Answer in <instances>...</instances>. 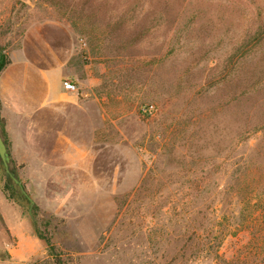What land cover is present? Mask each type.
Returning <instances> with one entry per match:
<instances>
[{"label": "rangeland", "instance_id": "374dc122", "mask_svg": "<svg viewBox=\"0 0 264 264\" xmlns=\"http://www.w3.org/2000/svg\"><path fill=\"white\" fill-rule=\"evenodd\" d=\"M0 48L101 105L85 173L0 162V264H264V0H0Z\"/></svg>", "mask_w": 264, "mask_h": 264}, {"label": "crops", "instance_id": "0c3cea01", "mask_svg": "<svg viewBox=\"0 0 264 264\" xmlns=\"http://www.w3.org/2000/svg\"><path fill=\"white\" fill-rule=\"evenodd\" d=\"M68 59L10 57L0 72V134L9 163L36 165L32 172L40 179L52 172L85 173L91 160V106H101L91 89L97 80L83 85ZM64 80L81 90L65 91Z\"/></svg>", "mask_w": 264, "mask_h": 264}, {"label": "trees", "instance_id": "16d2710c", "mask_svg": "<svg viewBox=\"0 0 264 264\" xmlns=\"http://www.w3.org/2000/svg\"><path fill=\"white\" fill-rule=\"evenodd\" d=\"M8 63L9 60L7 59V56L2 52V49L0 48V72L4 69V67ZM14 173H15L14 170L10 169V175L12 174L14 175ZM1 191L4 194L5 198L9 201H13L17 203H21L22 201L27 202V199L25 195L22 193L21 188L18 185L14 184L12 181H10V179H7L6 173H4V183L1 186ZM35 209L36 208L33 207L31 211L28 213L31 219H33V217L35 216V212H34ZM34 230L39 238L44 239L41 235V232L38 231L35 226H34ZM58 262H59L58 264H62L60 263V261Z\"/></svg>", "mask_w": 264, "mask_h": 264}, {"label": "built area", "instance_id": "2783aa9c", "mask_svg": "<svg viewBox=\"0 0 264 264\" xmlns=\"http://www.w3.org/2000/svg\"><path fill=\"white\" fill-rule=\"evenodd\" d=\"M62 85L63 89L67 92H75L77 88L76 85L70 80H64ZM139 110L140 113L147 118L153 117L156 113V109L153 105H142L140 106Z\"/></svg>", "mask_w": 264, "mask_h": 264}, {"label": "water", "instance_id": "95a60500", "mask_svg": "<svg viewBox=\"0 0 264 264\" xmlns=\"http://www.w3.org/2000/svg\"><path fill=\"white\" fill-rule=\"evenodd\" d=\"M0 162L2 163L5 173L10 175V170L8 168V163H9V159H8V154H7V150H6V146L4 144V141L1 137L0 134ZM13 181L15 183H18V181L15 178H12ZM24 193V191H22Z\"/></svg>", "mask_w": 264, "mask_h": 264}]
</instances>
